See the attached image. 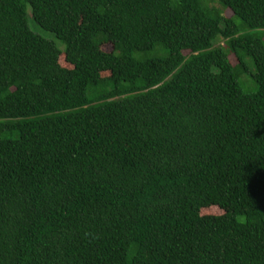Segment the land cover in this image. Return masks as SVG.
Returning a JSON list of instances; mask_svg holds the SVG:
<instances>
[{
	"label": "trees",
	"instance_id": "obj_1",
	"mask_svg": "<svg viewBox=\"0 0 264 264\" xmlns=\"http://www.w3.org/2000/svg\"><path fill=\"white\" fill-rule=\"evenodd\" d=\"M0 264H264V0H0Z\"/></svg>",
	"mask_w": 264,
	"mask_h": 264
},
{
	"label": "rangeland",
	"instance_id": "obj_2",
	"mask_svg": "<svg viewBox=\"0 0 264 264\" xmlns=\"http://www.w3.org/2000/svg\"><path fill=\"white\" fill-rule=\"evenodd\" d=\"M30 13H31V11H30ZM232 11L231 10H227V15L228 16H231L232 15ZM30 26H31V28L34 30V31H36V32H38V33H40V34H42L43 36H45L46 38H48V39H50V40H53L60 48H64V45H63V43H62V41L61 40H59L56 36H55V34H53V33H51V32H49V31H46V30H44V29H42L35 21H34V19H33V17L32 16H30ZM110 48L109 47H106V50H109ZM231 59H232V61H233V63L234 64H237L238 63V60H237V58L235 57V56H232L231 57ZM60 63H61V65L62 66H65V67H68V68H71V65L69 64V63H67L66 62V60H65V56L62 54V55H60ZM242 85H243V88L245 89V90H247V91H253L255 88H256V84H255V82H254V84H252L251 82H247V84H245L243 81H242ZM222 212V210L221 209H219V208H216V207H214V208H212V209H207V210H205V212Z\"/></svg>",
	"mask_w": 264,
	"mask_h": 264
}]
</instances>
